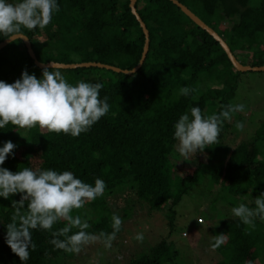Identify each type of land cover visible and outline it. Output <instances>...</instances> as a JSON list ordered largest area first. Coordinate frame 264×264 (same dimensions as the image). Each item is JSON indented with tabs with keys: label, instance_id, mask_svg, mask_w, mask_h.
Returning <instances> with one entry per match:
<instances>
[{
	"label": "trees",
	"instance_id": "obj_1",
	"mask_svg": "<svg viewBox=\"0 0 264 264\" xmlns=\"http://www.w3.org/2000/svg\"><path fill=\"white\" fill-rule=\"evenodd\" d=\"M178 1L214 29L233 54L252 51L255 61L251 66L264 65V0ZM57 2L60 11L53 14L49 25L43 30H24L40 62H100L121 69L138 64L145 37L131 12L130 0ZM135 6L149 31V49L137 72L126 75L97 67L60 69L73 85L80 80L102 83L100 98L108 97L109 113L78 137L9 124L0 129V147L7 141L16 147L0 167L12 172L25 167L71 171L93 186L97 178L102 179L104 196L73 212L89 222L87 231L94 234L112 232L114 213L123 221L129 218L133 210L129 197L135 196L134 202L149 214L169 202L171 214L165 219L170 235L180 200L194 186L206 182L219 188L218 198L231 208L218 226L210 229L214 236L225 234L227 238L219 248L209 251L210 263L264 264V220L255 218V228L250 229L231 211L241 203L255 208V199L264 193V118L253 127L249 140H229L233 147L227 138L237 130L235 122L224 121L220 144L197 152L189 158L192 172L178 175L174 124L192 107L211 115L231 104L238 75L231 71L234 67L218 42L170 0H137ZM5 39L0 36V42ZM26 49L19 39L0 51V81L13 83L23 71L41 78L44 68L34 64ZM184 86L196 92L180 96L179 89ZM122 195L127 202L124 206L115 203ZM20 196L0 197V264H80L78 254L55 249L50 243L51 232L42 229L33 230L37 247L29 249L27 261L21 262L11 251L6 244V225L14 211L12 201ZM64 226L60 221L53 231ZM123 231L122 225L116 238ZM123 264L185 261L175 243L164 237Z\"/></svg>",
	"mask_w": 264,
	"mask_h": 264
},
{
	"label": "clouds",
	"instance_id": "obj_2",
	"mask_svg": "<svg viewBox=\"0 0 264 264\" xmlns=\"http://www.w3.org/2000/svg\"><path fill=\"white\" fill-rule=\"evenodd\" d=\"M60 11L57 0H0V36L15 42L27 38L24 30H43L52 22L53 14ZM49 67L51 70H49ZM42 71L41 78L27 71L13 83L0 81V129L11 124L21 129L39 127L51 133L78 137L110 111L108 97L100 98L102 83L84 80L75 85L62 74L59 66L51 62ZM196 89L187 86L179 89L180 96H189ZM243 104H229L219 113L206 115L201 109L192 107L190 113L182 114L174 124V139L178 141L179 154L188 160L206 147L220 144L219 136L224 121H231L233 115L243 112ZM237 130H243V123L237 122ZM16 145L11 141L0 147V165L13 154ZM106 184L97 178L94 186L83 182L71 171L32 170L23 168L12 172L0 167V197L9 199L17 193L18 201H12L11 222L6 225V244L21 262L30 258L29 249L35 251L33 230L50 231V243L55 249L79 254L86 246L100 242L110 249L123 220L113 214L112 232L99 234L87 231L90 224L74 210L83 209L88 203L104 196ZM255 208L241 203L232 208V214L250 229L254 220H264V193L255 199ZM64 221L65 226L53 231L54 225ZM200 224L202 221H198ZM73 229L78 231L72 232ZM187 236V233H184ZM62 238V239H61ZM134 239L142 242L143 233ZM225 234L213 237V250L226 242Z\"/></svg>",
	"mask_w": 264,
	"mask_h": 264
},
{
	"label": "rangeland",
	"instance_id": "obj_3",
	"mask_svg": "<svg viewBox=\"0 0 264 264\" xmlns=\"http://www.w3.org/2000/svg\"><path fill=\"white\" fill-rule=\"evenodd\" d=\"M251 52L235 51V55L241 63L251 66V62L255 61ZM231 71L234 75H238L231 104H243L245 108L243 112L235 113L231 120L235 125L238 121L242 122L243 130H236L234 134L229 133L227 139L228 141L234 139L235 143H238L249 140L253 127L264 118V72H238L234 68ZM230 145L234 146L232 142ZM174 157L178 175L184 176L192 172L193 164L190 159L184 164L181 162L184 158L179 152L175 153ZM218 191V187L213 188L202 182L183 196L176 207L175 227L170 235H168V218L165 219L171 214L167 209L169 202L168 205L149 214L144 206L134 202L135 196H130L131 201H128V204L133 206V210L131 216L122 223L124 227L122 234L113 241L110 249H106L100 242L86 246L78 254L80 264H123L130 257L156 245L164 237L175 243L180 258L184 259L185 264H211L208 253L212 249L211 242L214 235L210 229L218 226L220 219L227 215L228 209H231L224 199L218 198ZM122 197L123 195L116 198L115 203L120 206L126 205V199ZM246 200L249 202L248 199ZM198 221H202L203 224L198 225ZM138 233H143L142 242L134 239Z\"/></svg>",
	"mask_w": 264,
	"mask_h": 264
},
{
	"label": "water",
	"instance_id": "obj_4",
	"mask_svg": "<svg viewBox=\"0 0 264 264\" xmlns=\"http://www.w3.org/2000/svg\"><path fill=\"white\" fill-rule=\"evenodd\" d=\"M136 1L137 0H130L129 7L131 9L132 14L135 16L136 20L138 21V23H139V25L143 31L145 40H144V46L142 47L143 51H142L141 58H140L138 64L134 68H132V69H121L119 67L108 65V64H103L100 62H83V63H72V64L55 62L59 66V69H75V68H82V67H97V68H104L107 70H111V71H114L116 73H123L126 75H131V74L137 72L140 69V67L142 66V64L144 63L148 49H149V31L146 28L145 23L143 22V20L141 19L140 15L137 12V9L135 6ZM170 1L174 5H176L178 7V9H180L186 16H188L193 23H196L197 26H199L201 29L206 31L216 42H218V44L221 46L223 51L226 53L229 61L231 62L232 66L234 67L235 70H237L238 72H246V71L263 72L264 71V65L250 66V65H245V64L241 63L236 58L235 54L232 53L230 47L225 42V40L214 29H212L209 25H207L204 21H202L187 6L180 3L178 0H170ZM20 40H22L23 43L25 44V46L27 48L26 50L28 51L29 56L33 59L34 64L37 67H39V68L49 67L51 62H54V61H50L47 63L40 62L36 58V55H35L34 51L32 50V46H31L29 38L27 37L25 39H20ZM10 43L11 42H9V40L7 38L5 40H3L2 42H0V51L2 49H4V47H6Z\"/></svg>",
	"mask_w": 264,
	"mask_h": 264
}]
</instances>
